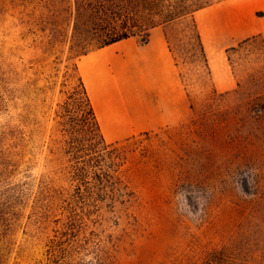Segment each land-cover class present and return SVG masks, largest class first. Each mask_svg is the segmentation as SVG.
<instances>
[{"label": "rangeland", "instance_id": "rangeland-1", "mask_svg": "<svg viewBox=\"0 0 264 264\" xmlns=\"http://www.w3.org/2000/svg\"><path fill=\"white\" fill-rule=\"evenodd\" d=\"M227 1L123 0L136 35L164 27L189 114L129 137L101 131L109 143L135 138L121 166L132 206L83 227L81 238L106 242L105 264H264V39L226 46L227 30L216 41L235 82L219 91L191 20L212 33ZM74 18V0H0V264H90L49 260L63 216L39 194L69 187L61 177L87 117L76 65L89 45L73 36Z\"/></svg>", "mask_w": 264, "mask_h": 264}, {"label": "crops", "instance_id": "crops-1", "mask_svg": "<svg viewBox=\"0 0 264 264\" xmlns=\"http://www.w3.org/2000/svg\"><path fill=\"white\" fill-rule=\"evenodd\" d=\"M230 5L228 11L222 10ZM264 0H229L214 9L211 32L201 30L214 85L235 86L216 41L227 30L235 38L226 46L254 36L264 39ZM147 42L135 35L95 49L77 60V70L93 104L101 131L133 136L183 122L189 102L162 25L149 28Z\"/></svg>", "mask_w": 264, "mask_h": 264}, {"label": "trees", "instance_id": "trees-1", "mask_svg": "<svg viewBox=\"0 0 264 264\" xmlns=\"http://www.w3.org/2000/svg\"><path fill=\"white\" fill-rule=\"evenodd\" d=\"M123 4V0H74L73 36L89 45L88 51L81 53V56L136 35L134 18H131L129 13L125 14ZM259 15L264 14L260 12ZM191 20L203 54L206 75L210 79L211 70L198 25L193 17ZM78 81L87 117L81 119L83 124L76 129L75 137L71 140L70 148L73 150L75 164L61 177L69 187L39 190V194L50 199L44 207L48 214L58 211L63 216L61 225L54 231L55 234L49 241L46 255L50 261L67 259L75 261V258L81 255H88L90 264H105L106 242L91 240V237L81 238L83 227L87 225L86 221L92 224L100 220L102 222L107 215H114L121 209L125 210L132 206L135 192L129 187L127 176L122 172L121 166L125 163L126 146L135 138L107 142L102 135L93 104L80 75ZM1 100L0 95V102ZM91 130L97 131L98 140L92 136ZM88 149L94 155L81 156L80 152ZM18 161V158H13L10 163L16 167Z\"/></svg>", "mask_w": 264, "mask_h": 264}, {"label": "built area", "instance_id": "built-area-1", "mask_svg": "<svg viewBox=\"0 0 264 264\" xmlns=\"http://www.w3.org/2000/svg\"><path fill=\"white\" fill-rule=\"evenodd\" d=\"M141 37H142V42H143V43H146L147 40H148L147 36H141Z\"/></svg>", "mask_w": 264, "mask_h": 264}]
</instances>
